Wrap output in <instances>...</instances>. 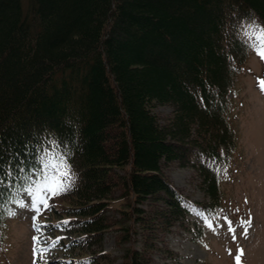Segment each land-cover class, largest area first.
<instances>
[{
    "label": "trees",
    "instance_id": "1",
    "mask_svg": "<svg viewBox=\"0 0 264 264\" xmlns=\"http://www.w3.org/2000/svg\"><path fill=\"white\" fill-rule=\"evenodd\" d=\"M253 22L264 27V0H0V251L16 191L53 152L74 174L55 196L68 219L51 224L73 235L74 264H114L111 230L125 264H153L194 208L220 212ZM172 166L195 170L202 202Z\"/></svg>",
    "mask_w": 264,
    "mask_h": 264
},
{
    "label": "rangeland",
    "instance_id": "2",
    "mask_svg": "<svg viewBox=\"0 0 264 264\" xmlns=\"http://www.w3.org/2000/svg\"><path fill=\"white\" fill-rule=\"evenodd\" d=\"M243 35H252L250 26L245 27ZM250 41L255 43L254 39ZM261 80H264V59L253 50L244 66L237 91L233 98L230 96L237 144L235 161L221 184L224 193L223 211L221 209L219 214H210L200 207L193 209L189 231L175 228L164 239V243L161 238L157 241L151 255L153 264H236L235 257L239 249L244 252L242 264H264V91L260 88ZM158 111L164 115L170 113L171 109L162 107ZM32 175L34 180L39 177V174ZM168 176L184 196L193 202L203 201L204 194L194 169L172 166ZM49 198L50 207L40 217L41 212L32 210L33 197L27 192H16L6 217L0 264L75 263V254L78 253L63 245L73 235L63 230L56 231L51 226L68 219L60 214L68 203L64 197ZM21 203L24 207L20 206ZM41 209L44 210L43 205ZM110 214L117 219L120 217L115 211ZM244 221H250V226L242 227ZM118 234L115 230L107 231L103 248L114 264H125L123 246L117 241ZM34 237L39 239V245L34 244ZM140 240L141 234H137L132 245L139 249ZM54 241H58L55 247L52 246ZM128 246L126 244L124 247ZM34 247L46 250L43 258L39 253L34 255Z\"/></svg>",
    "mask_w": 264,
    "mask_h": 264
},
{
    "label": "snow or ice",
    "instance_id": "3",
    "mask_svg": "<svg viewBox=\"0 0 264 264\" xmlns=\"http://www.w3.org/2000/svg\"><path fill=\"white\" fill-rule=\"evenodd\" d=\"M252 29V35L249 37L250 39H254L255 43L250 44L249 46L256 51V54L264 59V27L256 25L254 22L250 25ZM261 91H264V80L260 82ZM66 154H61L59 152L48 153L45 156H41L39 158L40 167L35 169V172L39 173V177L37 179H33L31 175L25 178V188L24 190L33 197L32 199V210L36 213H40L42 211L41 205H43L44 209H48L50 207L48 203L49 196H58L69 190L74 182V174L71 173L70 165L65 158ZM21 207H24V204H20ZM15 213H10V215H14ZM250 221H244L242 223V227L247 225L250 226ZM211 227V224H209ZM231 228V224L229 225ZM37 230L39 228L37 227ZM233 232L235 229H231ZM245 236L247 235V229L245 228L244 232ZM34 244L39 245L40 241L38 238L34 237ZM58 241L53 242V247L57 246ZM33 253L36 255L39 253L40 257L46 254V250L38 247L33 248ZM238 255H236L235 260L236 264H242L241 257L244 252L243 249L238 250Z\"/></svg>",
    "mask_w": 264,
    "mask_h": 264
}]
</instances>
